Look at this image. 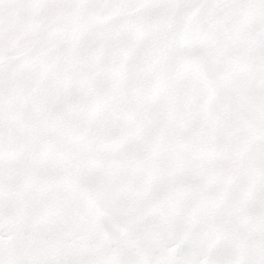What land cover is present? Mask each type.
Segmentation results:
<instances>
[{"label":"snow or ice","instance_id":"6c2138e0","mask_svg":"<svg viewBox=\"0 0 264 264\" xmlns=\"http://www.w3.org/2000/svg\"><path fill=\"white\" fill-rule=\"evenodd\" d=\"M0 264H264V0H0Z\"/></svg>","mask_w":264,"mask_h":264}]
</instances>
